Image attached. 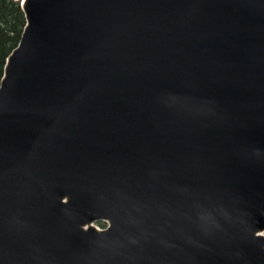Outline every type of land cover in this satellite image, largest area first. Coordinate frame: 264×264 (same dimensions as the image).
Returning a JSON list of instances; mask_svg holds the SVG:
<instances>
[{
    "label": "water",
    "instance_id": "1",
    "mask_svg": "<svg viewBox=\"0 0 264 264\" xmlns=\"http://www.w3.org/2000/svg\"><path fill=\"white\" fill-rule=\"evenodd\" d=\"M19 1L0 264H264V0Z\"/></svg>",
    "mask_w": 264,
    "mask_h": 264
},
{
    "label": "trees",
    "instance_id": "2",
    "mask_svg": "<svg viewBox=\"0 0 264 264\" xmlns=\"http://www.w3.org/2000/svg\"><path fill=\"white\" fill-rule=\"evenodd\" d=\"M25 23L19 0H0V80L6 59L17 46Z\"/></svg>",
    "mask_w": 264,
    "mask_h": 264
},
{
    "label": "rangeland",
    "instance_id": "3",
    "mask_svg": "<svg viewBox=\"0 0 264 264\" xmlns=\"http://www.w3.org/2000/svg\"><path fill=\"white\" fill-rule=\"evenodd\" d=\"M94 225L98 228H104L106 226V223L105 222H95Z\"/></svg>",
    "mask_w": 264,
    "mask_h": 264
}]
</instances>
